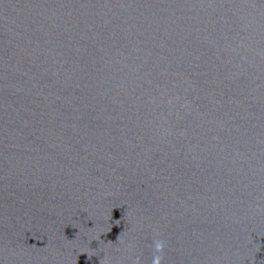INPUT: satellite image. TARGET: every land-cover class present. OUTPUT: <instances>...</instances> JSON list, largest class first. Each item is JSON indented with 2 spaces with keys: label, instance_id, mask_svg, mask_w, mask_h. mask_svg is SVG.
<instances>
[{
  "label": "water",
  "instance_id": "95a60500",
  "mask_svg": "<svg viewBox=\"0 0 264 264\" xmlns=\"http://www.w3.org/2000/svg\"><path fill=\"white\" fill-rule=\"evenodd\" d=\"M157 256L264 264V0H0V264Z\"/></svg>",
  "mask_w": 264,
  "mask_h": 264
},
{
  "label": "clouds",
  "instance_id": "9594fccd",
  "mask_svg": "<svg viewBox=\"0 0 264 264\" xmlns=\"http://www.w3.org/2000/svg\"><path fill=\"white\" fill-rule=\"evenodd\" d=\"M163 244L161 242H156V249L157 251L162 250ZM153 264H160V257H154Z\"/></svg>",
  "mask_w": 264,
  "mask_h": 264
}]
</instances>
